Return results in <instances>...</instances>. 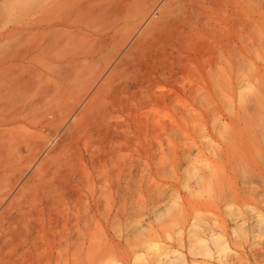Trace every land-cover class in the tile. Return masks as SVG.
Here are the masks:
<instances>
[{"label":"bare ground","instance_id":"1","mask_svg":"<svg viewBox=\"0 0 264 264\" xmlns=\"http://www.w3.org/2000/svg\"><path fill=\"white\" fill-rule=\"evenodd\" d=\"M29 1L23 0L17 5H11L6 10L5 19L0 23V264H77L75 252L83 253L92 246L101 244L106 246L103 254L96 256L97 259L93 257L90 260L96 259L95 264H148L149 259L153 260L149 264H184L185 254L177 252L176 255H169V252L174 251L166 249L167 252H164L162 248L160 250V245L147 242L150 240L149 237L141 241L139 248L133 249L134 244L131 245L133 246L131 251L129 247L127 250L126 246L122 247L120 242L114 239L115 233L119 231L116 228L118 198L121 200L139 197L147 190L150 179L154 176L152 165L156 167L162 160L168 158V152L177 146L176 142V145H173L168 133H180L181 129L183 130L161 119L150 129L142 131L137 124L134 125L135 130L132 133H145L148 143H143L139 136L124 140L122 133H130L127 116L134 114L132 119H135V113L148 106L158 110L166 106L167 101H171L172 92L170 94L169 90L168 93L163 88L185 81L181 82L180 76L190 69L192 72L200 70L199 75H194L192 86L189 85L190 94H195L200 87L218 89L219 86L227 88V93L230 92L231 72L237 71L233 72V76L239 72L243 74L246 56L252 49L248 42L249 36L252 34L258 38L261 36L262 0H168L160 7L161 0H37L35 6H31ZM157 8L158 17L135 38L141 26ZM120 23L125 26L121 27ZM132 23H136V27L127 33L126 26ZM121 30L125 32V38L123 37L125 40L120 43L122 45L115 54H112L111 59L126 43L131 42L130 48L100 85L97 97L86 105V114L79 120L62 125V121L70 120L69 115L73 110L68 111V108L72 104L65 108L68 113L59 116L56 121L54 112L51 111L56 100L61 102L72 88L82 84L92 73L93 67L96 65L101 67L98 65L99 57L108 41H116L117 33ZM95 75L93 80L101 75V70ZM184 76L185 74L182 78L185 79L187 76ZM239 77L244 79L243 76L233 78V81L239 80L235 81L237 86L243 83ZM263 85L259 84L262 87ZM241 89L238 100V108L241 111H236L235 117L255 127L256 133L252 134L253 139L247 140V149L244 147L243 150H246L243 153L241 149L238 151L241 154L238 155L237 151H232L231 154L225 148L227 154L224 152L223 156L226 158L229 153L232 159L237 157L234 159L240 160L239 162L233 159L235 164L237 161L244 162L245 166L243 162L239 165L244 166L242 170H247L248 176L243 180L238 177L241 179L239 182H244L240 183L244 193L241 194L235 188L237 182L233 186L235 178L231 180L229 178L231 175L225 173L230 182L220 181L216 180L217 171L213 167L209 168L208 176L205 170L207 182L213 183L218 190L216 198L219 205L220 203L223 205L224 209H221L223 214L226 212L228 217L234 219L232 227L236 238L246 235L244 230H247L243 229V224L247 218L245 213L248 212L241 213L240 207L250 210V213L254 211L253 215L256 217L252 214L251 216L253 219L256 218V224L255 220L251 223L256 226L253 224V228H260L264 222V214L260 207L262 205L257 206V203L264 204V195L260 200L258 195L261 193L254 194L260 191L257 185L254 186L256 181L264 194V87L258 91L252 88L256 94L249 88L250 93L248 92L249 95L245 97L243 96L247 92H241ZM224 91L226 93V89ZM180 92L179 95L182 94ZM217 92L222 93L221 90ZM177 97L174 96L172 99L180 100L182 96ZM210 97L212 98L211 95ZM221 97L222 94L220 99ZM223 97L228 95L224 94ZM233 119L229 121L234 122ZM22 122L27 128L19 131L21 126L16 124ZM29 124L33 125L34 131H29ZM44 126H51L54 130L49 143L53 139L59 140L55 148L30 171L26 163L39 158L46 143L47 137L40 132ZM135 142L138 146L135 153L131 154ZM230 144L228 143L229 148ZM197 150L199 152L201 149ZM212 153L215 154L214 151ZM134 155L137 161L143 158L142 178L137 184L139 187L130 189L127 183V188L125 185L122 189L123 187L119 186V176L129 174ZM193 158L189 154L187 161L189 160L190 166L184 173L187 179L191 178L192 181L194 179L192 183H195L193 187L196 185L195 191L190 188L188 180L185 182L186 178L183 179L185 183L179 181L180 185L184 184L190 188L189 196L200 192V187L206 186L203 185L205 176L200 171L199 162V166L196 165ZM204 163H206L203 164L204 167L212 166L210 162ZM214 165V167L217 165L220 171L223 168L222 164ZM237 165L235 169L238 171ZM201 169L205 168L201 166ZM237 171L233 172V175L235 173L236 176ZM223 176L224 173L219 178ZM14 191L16 192L13 193ZM198 192L195 195L202 199L200 195L203 192H200L201 194ZM176 194L171 195L176 197ZM214 194L213 192L208 195ZM253 194L259 201L253 198L255 197ZM102 195L105 198L103 209L105 212L101 208ZM193 199L190 197L189 200ZM196 199L195 201L200 202L198 197ZM252 199L258 202L254 205L255 201ZM176 200L178 199L168 200L170 202L166 203V207L164 205L162 214L155 213L154 210L155 217L161 219L162 215H170L168 216L170 221L167 216L162 219L164 221L167 218L166 222L167 220L169 222L164 224L172 228L167 230V237L171 239L176 237L174 235H180L182 229L187 230L185 231L188 240V247H185L187 252L203 258L196 260V263L193 261L192 264H211L209 260H205L209 258L212 260L214 258V261L216 259L221 264H230L233 257L228 261L227 255L229 256L231 251L229 245L231 238L228 242L224 233L207 231L206 236L200 232V227L206 226L207 222L204 220L212 216L208 214L207 219L203 220L201 211L199 212L201 216L199 215L198 206H201L202 202H198L195 207L197 202L191 201L193 204L190 208L191 203L188 200L185 205L178 204L180 199L178 203ZM207 201L206 199L205 202ZM210 204L206 206L205 203L206 207L202 206L203 211L209 208L219 215L221 211L219 212L218 208L213 211L217 204L212 202ZM262 207L264 208V205ZM206 211L207 214L208 210ZM105 214H111V217ZM104 218L112 219L108 222H112L110 225L114 232L110 233L108 226L103 225ZM212 222H208V225ZM211 224L205 227V231ZM167 226L159 230L166 231ZM210 228L209 231H212ZM261 228L263 229L264 225ZM152 230L153 228L150 233ZM170 231H175V234L171 236ZM160 235L162 237L161 233ZM156 240L155 242H159ZM166 245L162 247L167 248ZM210 245L214 247L213 250ZM260 252L258 253L263 255V252Z\"/></svg>","mask_w":264,"mask_h":264},{"label":"rangeland","instance_id":"2","mask_svg":"<svg viewBox=\"0 0 264 264\" xmlns=\"http://www.w3.org/2000/svg\"><path fill=\"white\" fill-rule=\"evenodd\" d=\"M22 1L23 0H0V23L5 19L6 10L11 5H17V4L21 3ZM165 1L168 2V0H161V2L159 4V7L161 5H163V4H165L166 3ZM262 2H263L262 3L263 6H262V9H261V14H260V16H261V23H260L261 36L259 38L255 34H252L251 36H249L248 42H249V45L251 46L252 49H250V51L248 52V54L246 56L247 58H246V63L244 65L245 67L243 69L244 70L243 74L241 75V73L239 72L240 74L238 73V74H236V76H233L234 75L233 72L235 73L236 70L231 72L230 78L232 79L231 80L232 81L231 84L233 85V88H231V86H232L231 85L230 89H232V90L228 89L230 92L227 93V88H222V87L219 86L218 89H216L214 87L205 88V89L200 87V89H198L195 94L194 93L190 94L189 93V91H190L189 87L192 86L191 85L192 79H193L194 75L195 76L199 75L198 72L200 71V70L198 71L196 69L197 71L194 70L192 72V70L190 69L191 71L188 70L187 72L184 73L185 76H187V77L184 76L185 79L182 78L184 74L180 76L181 77L180 78L181 82L183 80H185V81H183L182 83H179V84L178 83H173V84H171V86H165L163 88L164 90H167V92L169 90L170 94L172 92L171 98H170L172 102L170 100H169L170 103L167 101V103L165 104L166 106H163L162 108H159V110L157 108H155V107L153 108V106H148L145 109L136 112L135 113V116H136L135 119H132L134 117V114H130V115L127 116V118L129 119V123L128 124L130 126V129H129L130 133H122V136H123L124 140H127L128 138H136L137 136H139V138L142 140L143 143H145V144L148 143L146 141V138H145V135H146L145 133H143V134L142 133H132L135 130V128H134L135 124H137L139 129H140V131H142L143 129H150L152 125H155L158 120L162 119V120H166L169 124L176 125L175 126L176 128L177 127L183 128V130L181 129L180 133H168L169 134L168 136L170 137L169 139L172 140L171 142L173 143V145L176 142L177 146L174 147L175 149L173 148L174 149L173 151L168 152V158L162 160V162L157 164L156 167H154V164L152 165L154 176L150 179L149 187L147 188V190L144 191V193L142 195H140L139 197L138 196H135V197L133 196V197H129L127 199L126 198L125 199L122 198L123 201H122V199L120 200L118 198V201H119V205L118 206L119 207L117 209V216L115 215L116 216V224H117V225L116 224L115 225H116L117 230H119V231L116 232L117 234L115 233L114 239L116 241L120 242L122 247H124V248H125V246H126V248L129 247L130 250L128 248H127V250L131 251V249L133 247V246L131 247V245H133V244H134L133 249L139 248V244L141 243V241L147 240V238L149 237L150 240L147 241V242L148 243L149 242H151V243L153 242V243H156L157 245H160V250L163 249V250H165L164 252H167L166 249L167 250L170 249L171 251H174V253L169 252L168 253L169 255H172V254L176 255L177 252L178 253H182V255L185 254L183 259H185L184 261L186 262V264H192L193 261L196 263V260L197 261L201 260L202 257L200 255H198V256L197 255H192V254L189 253V251L187 252V248H185V247H188L187 233H185V231H187V230L182 229L181 230L182 233L180 234L181 236L180 235H174L177 238L180 236V238L176 239V237H173V238L171 237V239H170V238L167 237V234H168L167 230L168 229L171 230L172 228H170V227L168 228V226L165 225V224H167L170 221V219L168 218V216H170V215H168V216L167 215L160 216V217H162V219H163V217L167 216V218L169 220V221L167 220V222H166L167 218L166 219L164 218L165 220L162 221V219L159 218L158 216L155 217V215H156L155 213H158V212L161 213V214L164 213V208H163L164 205L166 207L167 206L166 203H169L174 198L178 199V200H176L177 203L179 202V199H180V202L178 203L180 205H182V204L185 205L189 201V203H191L190 204V208H192V204L195 201L196 197H198V199L200 198L199 196H196L197 195L196 193L198 191L196 193H194L193 195L191 194V196H189L190 188L194 192L195 191L194 187H196V185L193 187V185L195 184V183H192L194 181V179L192 181V179L190 178L191 179V181H190L189 178L187 179V175L185 176L186 173H184L186 171V169L188 168V166H190V162H188L189 160L187 161V158L189 157V154H191L192 157H194L193 160L196 163V165H198V162H199L200 166L199 165L198 166L200 167V171L202 172V174L204 173L203 174L204 176H205V170H206V176H208L207 174H209V171H210L209 168L213 167V169H215L217 171V179L216 180H220V181L221 180H225L226 182L227 181L230 182V180H228L229 178L231 180L233 178H235V179H233L235 181L234 182L232 181V182H233V184L235 182H237V183H236V186H235V184L233 186H235V188H237V191L240 192L241 194L244 193V191L241 189L242 186L240 188V183L241 182H239V180H241V179L243 180V178L245 179L248 176V171L247 170L246 171L242 170V168L245 166L243 161H241V163L243 162L242 164L244 165V166L242 165V167L239 165V164H241V163H239L240 162L239 159H236V160H239V162L237 161L238 165L235 164L236 160L234 158H237V157H233V159L235 160L234 161L231 158V154H232V151H234V152L237 151V153H238V151L241 150V149H242L241 152L243 153L247 149L248 141L250 139H253V135H254L253 133H256L255 127H251L249 124L244 123V121L242 119L241 120H237L235 116H236V111H241V109L239 110V108H238V104H239L238 100H239V97H240V95H239L240 89L242 88L241 92H245V91L247 92V93L245 92L246 94H244V96L241 94V96L245 97V95L248 94L250 89H251V92L255 93V91H258V89L260 87L261 88L264 87V85H263V83H264V72H263L264 71V0H262ZM29 3H30L31 6H35V4L37 3V0H30ZM158 8L147 19V21L141 26L139 31L136 33L135 38L139 34H141V32L154 19H156L158 17V12H159ZM120 26L121 27L125 26V24L120 23ZM134 27H136V23H132L130 25L128 24V26H126V29L128 30L127 33L131 32L134 29ZM121 31H119L117 33L116 41H114V42L112 40L108 41V43H107L108 45H106L105 50L102 52V55L99 57L100 59L98 61L100 63L98 65H101V67L97 66V65H96V67H99L101 69H99V68L97 69L96 67H93L91 69L92 73L85 78V81L82 84H79V85L75 86L74 88H72L67 93V95L65 96V98L61 102L56 100L55 106H53L52 110H51V111L54 112V115H55L54 118L56 119V121H58V117L59 116H61V115L63 116L64 114H67L69 109L73 110L72 113L69 115V116H71L70 120L67 121L68 119H66V120L62 121V125H64L66 122H68L67 124H69L72 120H74V121L75 120H79L80 118H82L84 116V114H86V109H85L86 105L91 100H93L94 98L97 97V91H98L100 85L104 82L106 77L113 71V69L116 66V64L124 57V55L126 53V50H128L130 48V46H131V42L126 43L124 45V47L119 50L118 54L115 57H113V59H111L112 56H113L112 54L113 53L115 54L116 53L115 51H117V49L120 47V45H122L120 43L121 42L123 43L124 40H125V39H123V37L125 38V32L124 31L121 32ZM118 34H119V36H118ZM98 61H95V62L98 63ZM97 63H95V64H97ZM99 70H101V75L96 80H93V78L96 76L95 74L99 73ZM192 74H193V76H192ZM231 76H233V78L234 77L237 78V76H243L244 79H242V78L240 79V77H239L240 81L243 82V83H240L242 85L241 86L240 85L237 86L235 84V81L237 80L239 82V80L236 79L235 81H233L235 78L233 79ZM260 83L263 85V87L259 86ZM184 84H185V87H183ZM234 84L237 87H235ZM189 85H191V86H189ZM246 86H248V87L250 86L249 87L250 89L248 87L246 88ZM255 86H257L258 88L255 87ZM170 88H173V89H170ZM175 88H177V89H175ZM252 88H253V90H255L256 88L257 89L255 91H253ZM261 88L259 90H261ZM179 89L182 92L181 95H179V92H180ZM208 89H209L210 92L208 91ZM225 89H226V93L224 91ZM220 90L222 92V93L220 92L222 94L221 99H220V95L221 94H219V92H217V91H220ZM184 91H185V93H184ZM208 92H209V94H208ZM197 93H199V94H197ZM210 93H212V94H210ZM224 94H227L228 97H223ZM251 94H253V93H251ZM210 95L212 96V98L210 97ZM174 96H176V97L177 96L178 97L182 96V97L181 98L179 97L180 100H178L176 98L172 99V97H174ZM174 100H178V102L174 101ZM69 104H72V106L68 108V111H65V108ZM177 110L179 112H177ZM180 111H181V114H179ZM230 119H233L234 122L229 121ZM16 125L21 126L19 131H23L24 127L27 128V126H25V123H23V122L21 124H16ZM28 129H30L29 131H34L35 130V128L33 127L32 124H29ZM37 129H39V128H37ZM40 132L44 133V135L47 137V139L45 141L46 143H45L43 152L40 154V157L37 158L33 162L28 161V163H26V165L29 167L30 171L33 170L34 167L41 160L44 159V156L49 151H51L53 148H55V146L57 145V142L59 140V138L53 139L49 143V139L52 138V134L54 133L53 127H51V126H44ZM228 143H231L230 144V148L228 146ZM134 145L132 147L133 151L130 152L131 154L135 153V149L138 146V144L136 142L134 143ZM244 147L246 148L245 150H243ZM225 148H227L226 149V150H228L227 152L231 153L230 155L228 153V156L226 155L227 156L226 158L223 156L224 155L223 153L226 151ZM197 149H199V150L201 149V150L199 152H197L198 151ZM229 150H231V151H229ZM213 151L215 152L214 155L212 153ZM227 152H225V153L227 154ZM125 153L128 154V152H125ZM197 153H199L200 155H198ZM263 153H264V151H263ZM195 154H197V155H195ZM239 154H241V153H238V155ZM142 155L144 157V153ZM207 156H208V159H207ZM235 156H237V155L235 154ZM209 158L211 160H209ZM136 159L137 158L134 155V157H133V166L131 167L130 172H129L130 175L125 173L124 176H122L123 174L120 175L122 177L119 176V178H120V179H118L120 181L119 182L120 183L119 186L121 188L123 187L122 189H124L125 185H126V188H127V183L129 185L130 189H132V188L135 189L136 187H139L137 184L140 183V180L142 178V172L143 171L141 170V160L143 158H141V160H139V161H137ZM226 159H227V161H224ZM204 160L207 161L208 164L210 162V164H212V166L209 165L208 168L206 166L204 167L203 164H206V163H204L205 162ZM216 161H218V162L216 163ZM155 162L156 161H154V163ZM101 163H103V162H101ZM101 163H99L98 165L101 166ZM214 163L215 164H222L221 167L223 166L224 169L222 168V170H224V172L222 170H221L222 171L221 172L220 169H217L218 168L217 165H216V167H214L215 166ZM236 165H237V169L238 168L240 169V167H241L240 171L242 170V173L245 172V173H243L244 175H242V173L240 174L239 169H238V171L235 169ZM201 166L203 168H205V169H201ZM246 169H247V167H246ZM218 171L220 172V174H219ZM235 171H237L236 172L237 173L236 176H235V173L233 175V172H235ZM246 172H247V174H246ZM222 173H224V176L222 178H225V177L227 178L228 177V176H225V173H226V175L227 174L231 175V177L227 178V180L219 178L222 175ZM218 174H219V177H218ZM206 176L204 178L205 182L203 181V185L206 184V186H202V187L199 188L200 189L199 191L203 192V193L201 194L200 192H198V193L201 194L200 196H202L204 199L202 197H201L202 199H199L200 202H202V203H200L199 201H195V203L196 202L197 203L194 206L196 207L198 205V202L201 204V206H198L200 208L198 213L201 211V215H202V217H204V218H202L203 220L208 218L207 219L208 221L204 220L207 223L203 222V224L206 223L205 225L207 226L208 222L215 221V223L212 222V224H214V225L209 223V225L211 224V226H210L211 228L208 227V229L206 231H205V229L207 227L206 226H201L200 227V230H201L200 232L201 233L203 232V235H206V236H207V231L209 233L213 232V231H214V233L215 232L221 233V234L224 233L223 235H224V237L226 239H228V242H229L230 238H231V241H230L231 243H233L235 241L236 243H233L232 245L229 242L231 251L229 252V256L227 255L228 261L233 257L232 258L233 260L232 259L230 260L231 263L233 261L232 264H258L260 262H261L260 264H263V262H264L263 259L264 258L262 259V256L264 255V244H263L264 243V228L262 229L261 227H263L264 222L261 224L260 228H258V229L256 227L253 228V224L254 223L256 224V218L253 219L251 214L253 215L254 211L252 210L253 212L250 213L251 212L250 210L247 211V209H245L244 207H240L239 211H241V213L244 214L245 212H248V213H245L247 215V216L245 215V218L246 217L247 218H246V220L244 221V224H243V229H247V230H244L246 235L236 238L234 236V234H233V227H232L234 225V219L231 216L228 217L226 212H224L225 215L223 214V212H222L223 210H221V209H224V208H222L223 205L221 203L219 205V203H218L219 201L216 198L217 195H218V192H217L218 190H217L216 186L214 187L213 183H212L213 184L212 185L210 182H207L208 179H207ZM238 177L241 178V179H239ZM236 178H237V181H236ZM183 179H185V182H186V180H188L187 181L188 184H191V186L189 185L190 188H187L184 184L183 185L179 184V181H180V183L184 181ZM225 181L224 182L222 181V182L226 184ZM185 182H183V183H185ZM256 182H255L254 186L257 185L259 188L257 186H256V188H258L260 191L254 192V194L255 193H257V194L261 193V195L260 196L258 195V197L260 198L262 196V198H263L264 194H263V191L261 192L262 188H260L261 187L260 184H257ZM131 183H133V184L135 183V185H133ZM208 183H210V184H208ZM242 183H244V182H242ZM172 186H173L174 189L172 188ZM202 188H204L203 189L204 191L202 190ZM178 189H179V191H178ZM196 189H198V188H196ZM227 189H228V187H227ZM175 190L177 191V194H176ZM214 190H216V191H214ZM255 190L257 191V189H255ZM210 191H211L212 194H213V192L216 194V195L215 194L214 195H210L213 198H216V200H214V199L212 200V198L208 195V194H211ZM241 191H243V192H241ZM15 192L16 191H14L13 193H15ZM184 193H185V195H183ZM171 194L172 195L176 194V197H175V195L172 196ZM194 195H195V197H194ZM102 196H103L102 197L103 199L102 198L101 199L104 201V199H105L104 195H102ZM171 196H172V198H171ZM182 196H184V197H182ZM185 196H186L187 199L185 198ZM190 197L192 199L194 198L193 200H191L193 202H191L189 200ZM208 197H210L209 199L211 201L208 199ZM258 197L255 196L253 198H255V199L257 198V200L259 201ZM181 198L182 199L185 198V200L184 199L182 200ZM205 198L210 203L212 202L213 204L219 205L218 207H217V205H215L216 207H214V205H213V207H214L213 211L217 210V208L219 209L218 210L219 212L221 211L219 213V215L215 214L214 212H212V209H209V208H207V209H205L203 211V209H204L203 207L205 206V203H206V206L207 205L209 206V204H210L208 201L205 202L206 201ZM255 199L254 200L252 199L253 202L255 201L254 205H255L256 202H258ZM168 200H170V201L168 202ZM203 200H205V201H203ZM260 200H261V198H260ZM103 201H102L103 205L101 206L102 211H104L103 209H104V204H105V201L104 202ZM108 202H110L109 198H108ZM203 202H205L204 206H203ZM258 205H262L263 206L264 204L263 203L262 204L257 203V206ZM262 206H260V207H261V210L263 211V214H264V208ZM188 207H189V205H188ZM190 208H188L189 211L191 210ZM154 210H155V213H154ZM159 210H161V212ZM206 210H208L207 214L205 213V212H207ZM209 212L213 213V214H210ZM202 213H205V215H203ZM216 213H217V211H216ZM110 215L111 214H109V215L105 214V216H107V217L110 216ZM199 215H200V213H199ZM206 215H208V216L212 215V216H210L212 218L207 217ZM254 217H256V216H254ZM156 218H159L161 220H159V219L157 220ZM104 219H103V221H104L103 225L105 224V226H108L107 228L109 229L110 233L114 232L115 230L113 231V229L111 228V225H110V223H112V222H108L110 220L112 221V219L111 218H110V220H108L107 218H104ZM238 219H240V216L238 217ZM241 220L243 221L244 219H241ZM157 221H161L162 223L160 222L161 223L160 224ZM252 221H254V223H251ZM222 223L224 225L225 224L226 225L223 226ZM158 224L161 225L162 227L161 226L160 227L157 226ZM251 224H252V227H251ZM249 225H250V227H249ZM165 226H167V229H165L166 231L162 230V232H161L160 230L162 228H165ZM152 228H153V230L150 233ZM154 228L157 229V230H155ZM159 228H161V229L159 230ZM202 228H203V230H202ZM209 228L213 229V230L209 231ZM220 228H221V230H220ZM259 229H262V230H259ZM154 230L157 232V234H156V232ZM153 232H155V233H153ZM163 232H164V234H163ZM170 232H171V236H172V234L175 231L174 232L170 231ZM160 233L162 234V237H161ZM127 234H128V236H127ZM152 234H154V235H152ZM155 234L158 235V236H156ZM154 236L157 237V238H155ZM153 238H155V239L152 240ZM156 239H158L159 242H155V241H157ZM166 239L168 241H166ZM136 240L138 242H136ZM160 240L161 241L163 240V242L161 243ZM178 240H180V241H178ZM185 241H187V243H185ZM166 243H167L168 247H167ZM175 243H177L178 245H179V243H182L181 245H183V246H181V245L178 246ZM164 244L166 245L165 247H167V248H163L162 247V246H164ZM170 245L171 246L173 245L172 246L173 248L171 247L172 249L169 247ZM105 247H106L105 245L101 244L99 246H92L91 249L86 250L83 253L75 252L74 258L76 259V263L77 264H90V262H91V264H95L94 261H96L97 257L101 253L103 254V252L105 251ZM176 247H178V248L175 251ZM210 247H211L212 250L214 249V247L212 248L211 245H210ZM179 251H181V252H179ZM260 251H262L263 253L260 252ZM258 252L262 253L263 255L259 254ZM257 255H258V259H257ZM93 257H95L96 259L94 258L95 260L90 261ZM162 257H163V255H162ZM238 258H239L240 261L238 260ZM202 260H203V258H202ZM205 260H207V261L209 260L208 262H211V264H214V263L215 264H221L220 262L216 261V259L214 261V258H213V260H212V258L205 259ZM211 260L213 261V263H212ZM150 261L153 262L152 259L151 260L149 259L148 264H149ZM185 262H184V264H185Z\"/></svg>","mask_w":264,"mask_h":264}]
</instances>
